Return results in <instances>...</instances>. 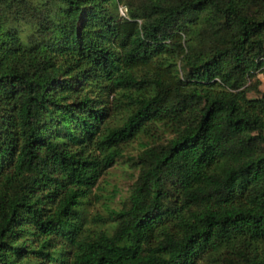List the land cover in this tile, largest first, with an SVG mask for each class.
<instances>
[{
    "label": "trees",
    "instance_id": "16d2710c",
    "mask_svg": "<svg viewBox=\"0 0 264 264\" xmlns=\"http://www.w3.org/2000/svg\"><path fill=\"white\" fill-rule=\"evenodd\" d=\"M259 76L264 0H0V264H264Z\"/></svg>",
    "mask_w": 264,
    "mask_h": 264
},
{
    "label": "rangeland",
    "instance_id": "374dc122",
    "mask_svg": "<svg viewBox=\"0 0 264 264\" xmlns=\"http://www.w3.org/2000/svg\"><path fill=\"white\" fill-rule=\"evenodd\" d=\"M262 88L263 86L260 85V89ZM249 95L250 97L253 96L252 93ZM137 151L138 145L134 143L99 178L92 195L83 207V214L87 220V226L91 224V219L94 216L100 215L106 218L110 209L119 208L126 202L129 188L135 176L130 159L134 157L133 155ZM56 248L57 252H59L58 245L54 249L56 250Z\"/></svg>",
    "mask_w": 264,
    "mask_h": 264
},
{
    "label": "built area",
    "instance_id": "2783aa9c",
    "mask_svg": "<svg viewBox=\"0 0 264 264\" xmlns=\"http://www.w3.org/2000/svg\"><path fill=\"white\" fill-rule=\"evenodd\" d=\"M119 12H120L121 15H125L126 14V9L123 8V7H120L119 8Z\"/></svg>",
    "mask_w": 264,
    "mask_h": 264
},
{
    "label": "crops",
    "instance_id": "0c3cea01",
    "mask_svg": "<svg viewBox=\"0 0 264 264\" xmlns=\"http://www.w3.org/2000/svg\"><path fill=\"white\" fill-rule=\"evenodd\" d=\"M260 80H261V85L263 86V88L261 90H262V92H264V78L260 77Z\"/></svg>",
    "mask_w": 264,
    "mask_h": 264
}]
</instances>
